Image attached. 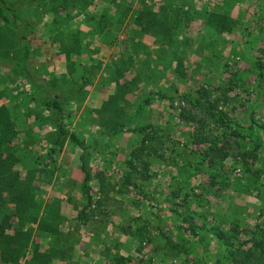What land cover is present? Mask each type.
<instances>
[{"label": "trees", "instance_id": "trees-1", "mask_svg": "<svg viewBox=\"0 0 264 264\" xmlns=\"http://www.w3.org/2000/svg\"><path fill=\"white\" fill-rule=\"evenodd\" d=\"M195 2L158 0L154 4L140 0L134 4L130 0H0V81L11 83L15 79V85L13 83L10 88L12 93L20 86L17 81L22 82L26 85L22 88L24 98L28 97L25 93L28 89L43 94L41 108L35 113L33 123H27L31 111L26 113V118L20 119L6 104L0 103V264H21L22 257H26L22 264H49L53 259L67 258L74 240L64 238L56 214L41 212V199L37 194L39 181L53 176L55 157L66 139L82 149L79 158L85 202L76 217L83 221L89 211L95 209L88 183L91 175L86 164L88 146L68 128L66 122L70 111L66 110L64 101L69 92L58 91L57 86L44 77L50 71L41 68L45 59H42L43 52L33 37L47 36L55 42L72 73L75 64H80L76 58L88 51L83 39L94 34L100 40L112 36V26L116 33L123 28L121 24L125 20L133 25L128 38L133 42L135 58L126 46L124 51L116 52L111 76L117 80L128 68L132 74L128 80L118 82L107 104L95 108V112L99 116L98 122L107 129L139 135L140 140L133 148L134 155L146 153L147 149L148 153L159 157L165 168L171 167L173 175L166 183L169 190L164 193L172 213L169 214L170 220L178 235L163 232L166 245L160 244V247L166 248L165 254H184L183 264L195 260L197 264H264L263 223H254L253 230L242 239L241 233L248 225L247 212L234 198L237 193L247 203L250 196L259 210L264 209V120L258 118L263 104H246V115L232 116L235 108L245 104L242 100L235 102L233 95L228 93L241 85L237 82V75L232 74L227 79L222 76L215 86L221 88L219 92L202 87L200 95L196 96L200 104H190L192 109L185 105L178 109L168 104V113L161 114L159 123L140 119L141 114L148 117L149 104L144 103L154 98L152 96H146L141 104H133L131 111H126L125 107L132 104H117L124 89H135L140 80L157 84L158 79L169 71H180V65L191 55H199L201 50L196 44L193 47V40L187 35L192 18L202 19L201 35L206 39L209 36L212 46L219 34L233 33L241 23L238 16L234 17L230 12L235 0H223L216 8H210L206 3L196 6ZM92 6L98 8L94 11ZM78 16L81 23L73 19ZM147 37L151 40L148 41ZM253 42H248L252 53L257 48ZM207 48L210 51L216 49ZM207 55L205 53L202 57H206L208 63H222ZM253 63L251 73L254 80L248 83L250 88L245 89L254 91L255 97L264 102V61L255 56ZM88 81L89 75L83 73L74 83L79 88ZM157 96L161 99L168 97L162 92ZM245 99L251 100L252 96ZM220 100L224 104H219ZM46 111L50 113L46 114ZM173 116L176 120H172ZM180 121L186 127L180 128ZM18 124L25 125H22L26 130L23 137L19 136ZM41 131L44 132L41 134ZM40 134L45 141L41 150H36L34 145L40 141ZM155 140L159 141V146L153 145ZM227 159H230L229 164ZM50 162L52 165L47 166ZM142 163L144 170L139 172L148 177L146 171L150 170L151 161L144 159ZM222 192L228 194V206L223 213L208 216L212 213V198H218ZM37 221L38 231L50 236L48 250H38L31 244L33 225ZM122 229L126 234L130 232L129 226H122ZM186 232L190 235L187 236ZM66 241H70L69 245ZM211 241L216 244L211 258L198 261L197 255L208 252ZM29 247L30 254H27ZM108 259V264H131V256L118 251H110Z\"/></svg>", "mask_w": 264, "mask_h": 264}, {"label": "rangeland", "instance_id": "rangeland-1", "mask_svg": "<svg viewBox=\"0 0 264 264\" xmlns=\"http://www.w3.org/2000/svg\"><path fill=\"white\" fill-rule=\"evenodd\" d=\"M130 1L135 4L140 0ZM149 1L154 4L158 2V0ZM222 2L223 0H196L195 3L196 6L206 3L210 8H216L215 6ZM97 8L94 6L93 10ZM230 12L232 16H238L241 23L233 33L225 31L219 34L213 46L210 44L209 36L206 39L201 35L202 19L192 18L187 35L193 40V47L196 44L201 50L199 55H191L180 65V71L165 73L166 75L158 79L157 84L150 85V81L140 80L135 85V89H124L120 95L121 100L117 104H132L125 107L126 111H131L134 108L133 104H141L146 96H152L154 98L144 103L149 104L148 117L141 114L140 119L144 122L159 123L161 114L168 113V104L178 109L184 105L192 109L190 104H200L196 96L200 95L199 90L202 87L214 88L216 92H219L221 88L215 87L218 80L220 81L222 76L227 79L235 74L238 84L241 85H237L228 93L233 95L232 99L235 102L242 100L245 104L235 108L232 116L246 115L248 112L246 104L253 102L263 104L262 112L259 113L260 117H257L264 120V102L255 97L254 91L249 93L245 89L249 87L248 83L254 80L251 69L255 56L264 61V0H235ZM73 19L81 23L80 16ZM121 26L123 28L116 33L115 27L112 26L113 35L103 37L101 39L103 41L96 34L90 35L89 38L85 37L83 40L88 46L87 54L84 53L76 58L80 64H75V70L72 73L67 68L63 54L57 51L55 42L47 36L33 37L34 42H37V46L43 52L42 59H45L41 68L50 71L44 77H48L57 86L55 87L58 91L69 92L64 101L66 110L70 111L66 122L68 128L75 131L88 146L86 164L91 173L88 183L94 196L95 208L89 211L85 220L77 219V211L85 202L82 193L83 171L80 168L79 158L82 149L66 139L61 151L55 157L53 176L39 181L40 191H37V194L41 199V212L44 215L56 214L59 230L64 232L65 239L72 238L74 243L67 252L66 259H53L49 264H108L110 251L131 256L129 261L131 264H183L185 261L184 254L174 256L165 254L166 248L160 247V244L166 245L163 232L178 235L176 226L170 220L172 213L168 209L165 197V193L169 190L166 185L168 177L173 175L171 167L165 168L159 162V157L152 152L148 153L147 149L146 153L143 151L140 155H134L133 148L140 140L139 135L131 131L114 132L107 129L104 124L98 122L99 116L95 112V108L107 104L106 101L111 94H114L113 91L118 82L123 79L128 80L132 74L131 68H128L124 75H119L117 80L111 76L114 67L112 61L117 56L116 52L124 51L126 46L135 58L133 42L128 38L133 25L131 26L125 20ZM230 39L233 41L231 42ZM147 40L150 41L151 37H147ZM250 40L257 46L253 53L248 47ZM207 47L216 49L210 51ZM205 53L208 54L207 57L212 55L215 61L221 60L222 63H214V65L208 63V59L202 57ZM83 73L89 75V81L76 88L78 84L74 82ZM13 80L11 83L0 81V91H2L0 103L6 104L11 109V113L20 119L26 118V113L31 111V115H27V123H33L35 113L41 108L39 104L43 94L28 89L25 92L28 93L26 95L28 97L24 98L22 88L26 85L19 81L17 83L20 86L15 93H12L10 88L13 83V86L15 85V79ZM174 86L177 89H173ZM157 91L168 96L167 99L157 96ZM245 94L247 97H244ZM249 96H252L251 100L245 99ZM219 104L224 103L220 100ZM175 118L173 116L172 120H176ZM22 125L18 124L17 128L21 131L19 136L23 137L26 130L22 128ZM178 125L180 128L186 127L183 121H180ZM43 132L41 131V134ZM41 134L40 141L34 145L36 150H41L40 146L45 141ZM262 135L264 136V132ZM153 145L159 146V141L155 140ZM144 159L151 161L148 165L150 170L146 171L148 177L142 171L139 172L144 170L142 163ZM229 160L227 159V164ZM50 165H52L51 162L47 164V166ZM234 198L235 201L243 204L242 208L247 212L245 218L248 225L245 226L247 230L241 233L243 239L248 236V231L253 230L254 223H263L262 226H264V209H260L262 212H259L257 205L254 204L255 200L250 196L247 203L237 193ZM229 202L227 192H222L218 198H212V213L208 216H212L215 212L223 213ZM37 223L38 221L33 225L31 244L38 250H48V245L51 246L50 236L39 232ZM122 226H129L130 232L127 234L123 232ZM186 234L190 235L187 232ZM69 242L66 241L68 245ZM215 247L216 244L211 241L208 252L197 255V260L210 259ZM27 254H30V247ZM194 257H191V260ZM25 258L20 259L21 264ZM191 264H197L196 260Z\"/></svg>", "mask_w": 264, "mask_h": 264}, {"label": "built area", "instance_id": "built-area-1", "mask_svg": "<svg viewBox=\"0 0 264 264\" xmlns=\"http://www.w3.org/2000/svg\"><path fill=\"white\" fill-rule=\"evenodd\" d=\"M238 170V169H237Z\"/></svg>", "mask_w": 264, "mask_h": 264}]
</instances>
